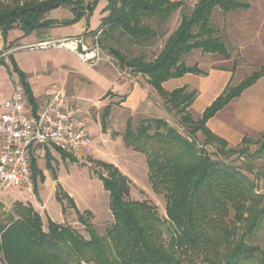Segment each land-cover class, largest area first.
I'll return each mask as SVG.
<instances>
[{
	"label": "trees",
	"instance_id": "1",
	"mask_svg": "<svg viewBox=\"0 0 264 264\" xmlns=\"http://www.w3.org/2000/svg\"><path fill=\"white\" fill-rule=\"evenodd\" d=\"M99 1L18 0L9 6L0 0V34L6 38L18 29L27 36L72 25L89 18ZM183 6L184 0H107L103 9L107 15L97 30L98 44L121 37L136 48L147 47L164 36L160 29ZM57 8L69 9L72 17L63 21L43 19L45 13ZM247 8L248 4L235 0H198L187 15L181 16L152 60L144 55L128 58L110 46L101 48L119 72L129 70L147 78V84L162 99L160 106L172 114L181 129L180 133L163 119L151 118L142 119L135 128L128 121L122 133L124 145L145 156L150 187L165 201V218H160L150 201L130 197L131 182L115 166L92 161L107 171V175L96 176L108 193L111 225L100 234L92 213L79 211L57 183L55 199L62 214L71 208L85 236L65 223L47 219L44 224L30 204L15 202L12 211L0 218L2 264H264V252L256 244L259 234L264 233V193L259 192L256 179L244 173H251L250 168L224 159L237 153L238 157L259 159L264 152V133L260 150L250 154L247 149L227 150V142L206 126L210 118L264 75V65L236 86H227L197 120L188 112L195 91L178 88L166 92L162 88L170 79L202 73L196 65L186 64V56L193 51L227 58L226 44L211 25L212 14L216 9L227 14ZM10 62L36 110L24 74L11 58ZM198 133L203 136L201 144ZM55 151L61 158L76 161ZM46 167L50 169V157ZM31 170L35 192L36 179L39 176L43 180V174L32 156ZM261 176L264 187V174Z\"/></svg>",
	"mask_w": 264,
	"mask_h": 264
},
{
	"label": "crops",
	"instance_id": "2",
	"mask_svg": "<svg viewBox=\"0 0 264 264\" xmlns=\"http://www.w3.org/2000/svg\"><path fill=\"white\" fill-rule=\"evenodd\" d=\"M106 5L107 0H100L89 18L83 17L72 25L40 30L27 36H24L18 29L10 31L6 38H3L0 34V54L2 57L0 61V106L12 94L14 82H19L17 74L12 72L11 58L25 76L36 109L42 105L48 96L57 93L63 94L69 104L76 105L81 109V117L91 138L89 162L114 164L128 178L131 175L127 169L119 164H134L135 162L130 160L134 159L136 155L142 154L134 152L124 145L122 133L126 123L128 121L131 123L136 119L151 118L163 119L169 124L173 121L172 114L166 112L160 106L162 99L155 90L145 80L142 81L139 78H133L119 72L109 58L103 55L95 66L83 64L74 54L65 49H52V53L40 63L43 65L39 63L38 65L27 64L23 61H19V63L17 60V54L35 49L33 46L41 41L80 36L88 47H92L94 44L93 38L100 27L101 19L107 15V13H103ZM71 17L72 14L67 8H57L43 15L44 20L57 21L67 20ZM13 42V51L10 52L8 48ZM194 56L199 57V63L194 62L192 65L187 64V66L196 65L202 73H188L180 78L170 79L162 84V88L166 92L178 88L195 91L196 97L188 112L194 120H197L229 85L233 77V70L219 67V62L212 66V59L206 58L212 57V55L202 54L200 51H193L186 56L185 60ZM204 63L207 64V69H202L201 65ZM56 71H60L58 75H54ZM51 76H57V79H52ZM263 81L264 75L254 85L244 90L239 97L231 100L228 105L210 118L206 123L207 128L213 134L225 140L228 145L238 144L245 135L251 132L263 131L264 120L259 116L253 119L250 112H248L246 121L241 122L236 118L237 114H242L241 105L237 104V101H241L243 106L248 105L249 107L250 101L263 100ZM28 105L34 109L29 102ZM193 114H195V117ZM49 152V150L44 149V146H37L32 149L31 156L35 158L39 170H41L40 164H42L40 159ZM49 155L51 162L52 152ZM143 157L145 158V156ZM143 161L146 162V158ZM42 174L45 177V182L49 180L46 172ZM129 180L131 181V179ZM50 183L55 185L54 181H50ZM38 196L36 183V191L29 200L35 202L37 209L44 210L45 206L42 205ZM75 206L77 208L76 204ZM37 209L36 212H38ZM66 216L67 214L63 215L61 212V220L56 223H65ZM40 217L42 220L41 215Z\"/></svg>",
	"mask_w": 264,
	"mask_h": 264
},
{
	"label": "rangeland",
	"instance_id": "3",
	"mask_svg": "<svg viewBox=\"0 0 264 264\" xmlns=\"http://www.w3.org/2000/svg\"><path fill=\"white\" fill-rule=\"evenodd\" d=\"M18 0H1L4 5H13ZM197 0H184V6L182 11H177L171 15L166 25L160 29L164 33L163 37H159L152 44L144 48H136L130 45L126 39L116 37L114 41H100V48L113 47L119 50L122 54L128 58H132L138 55H144L146 60H152L158 52L161 50L164 40L176 29L182 15H187L195 5ZM238 2L248 4L246 10H237L227 14L222 13L216 9L211 17V25L214 29L218 30L219 36L223 39L228 50V57L223 58L219 56L206 57L212 59V66L218 64L219 67H225L233 70V77L228 86L234 87L245 77L251 73L256 72L264 65V0H235ZM14 42L8 48L10 52L13 51ZM35 48V47H33ZM51 49L39 50L37 48L26 53L17 54L18 62L23 61L27 64L38 65L47 58L53 51ZM103 56L107 57L104 53ZM0 54V61H1ZM109 58V57H108ZM111 61V59L109 58ZM199 57H188L186 64L192 65L194 62L199 63ZM19 62V63H20ZM112 62V61H111ZM202 64V63H201ZM43 65V64H40ZM55 66V65H53ZM202 69H207L205 63ZM56 68V66H55ZM58 72H54V75H58ZM125 75L133 78H139L142 81L147 82V78L144 75L134 73L126 70ZM52 79H57L51 76ZM264 86V81L263 84ZM251 90V89H250ZM259 90V89H258ZM264 90V88H263ZM156 92V91H155ZM255 99V97H253ZM239 100V99H238ZM240 104L242 114H237L236 117L239 121H246L248 119V112L252 115V118L259 116L264 120V98L253 100L248 105L243 106L241 101H237ZM249 110V111H248ZM195 114H193L194 116ZM195 117V116H194ZM141 119H136L131 122V126L135 128ZM169 124V123H168ZM241 124V123H240ZM181 133V129L177 126L175 120L169 124ZM264 130L261 132H251L245 135L246 141L239 142L236 145H227L226 149H235L237 151L246 150L253 154L260 150L262 145V135ZM197 141L199 144L203 141V136L198 133ZM45 150L52 152L53 157L50 162V169L46 167V159L50 157V152L46 153L41 160V172H46L49 180H46L43 176V180L38 176L36 183L38 186V197L45 206L44 210L36 208L35 202L29 200L28 194L17 190L15 188H9L0 194V218H3L5 214L12 211L13 204L15 202H21L23 205L29 204L42 216V221L45 224L47 219H51L54 222H60L61 220V207L55 199V187L58 183L62 189L74 200L79 211L88 210L93 215V223L96 226L100 234L104 233V230L109 227L112 223V216L109 211V197L108 193L103 188L102 182L96 176V173L101 175H107L102 167L89 162L88 157L84 160L71 161L69 158H61L58 152L53 148L44 146ZM208 153L212 154V149L207 148ZM48 154V155H47ZM142 155H136L134 164H119L121 167L127 169L131 179V190L130 197L133 200H148L157 207L160 218H165V201L161 196L156 195L150 189L148 182V170L146 162L143 161L145 158ZM224 159L233 164L234 166L241 168H250L251 173L244 170L251 179H256L259 192L264 193L262 176L264 174V152L262 156L257 160H251L248 157H238V153L231 155ZM115 166L114 164H111ZM116 167V166H115ZM117 168V167H116ZM118 169V168H117ZM119 170V169H118ZM120 171V170H119ZM125 174V173H124ZM123 174V175H124ZM126 176V175H125ZM50 181H54L55 185H51ZM36 208V209H35ZM73 210L67 209V216L65 224L74 228L77 232L85 236L83 227L80 226L75 219ZM48 217V218H47ZM256 244L264 252V233H260ZM0 264L1 258H0Z\"/></svg>",
	"mask_w": 264,
	"mask_h": 264
},
{
	"label": "built area",
	"instance_id": "4",
	"mask_svg": "<svg viewBox=\"0 0 264 264\" xmlns=\"http://www.w3.org/2000/svg\"><path fill=\"white\" fill-rule=\"evenodd\" d=\"M88 47L82 37L47 40L35 44L39 50L65 49L83 64L95 66L103 55L98 37ZM48 146L77 160L86 159L91 150V138L81 117V109L69 104L61 94L48 96L42 105L29 107L23 88L14 82L10 97L0 106V194L15 188L33 196L31 150Z\"/></svg>",
	"mask_w": 264,
	"mask_h": 264
}]
</instances>
